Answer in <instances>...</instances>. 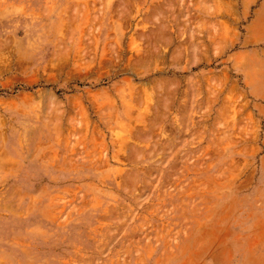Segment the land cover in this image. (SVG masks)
<instances>
[{
    "label": "rangeland",
    "instance_id": "374dc122",
    "mask_svg": "<svg viewBox=\"0 0 264 264\" xmlns=\"http://www.w3.org/2000/svg\"><path fill=\"white\" fill-rule=\"evenodd\" d=\"M237 0H0V264H264V103Z\"/></svg>",
    "mask_w": 264,
    "mask_h": 264
},
{
    "label": "crops",
    "instance_id": "0c3cea01",
    "mask_svg": "<svg viewBox=\"0 0 264 264\" xmlns=\"http://www.w3.org/2000/svg\"><path fill=\"white\" fill-rule=\"evenodd\" d=\"M238 12L245 22L242 40L247 47L238 48L250 64L241 68L242 81L251 95L264 103V0H237Z\"/></svg>",
    "mask_w": 264,
    "mask_h": 264
}]
</instances>
